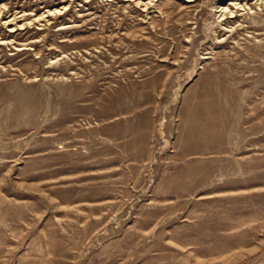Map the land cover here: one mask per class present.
<instances>
[{
	"label": "rangeland",
	"instance_id": "1",
	"mask_svg": "<svg viewBox=\"0 0 264 264\" xmlns=\"http://www.w3.org/2000/svg\"><path fill=\"white\" fill-rule=\"evenodd\" d=\"M136 1L0 0V264H264V0Z\"/></svg>",
	"mask_w": 264,
	"mask_h": 264
},
{
	"label": "bare ground",
	"instance_id": "2",
	"mask_svg": "<svg viewBox=\"0 0 264 264\" xmlns=\"http://www.w3.org/2000/svg\"><path fill=\"white\" fill-rule=\"evenodd\" d=\"M138 4H140L141 6H143V7H147L148 6V4H149V2H147V3H143V1L142 0H137L136 1ZM231 4V6H233V8H235V9H237V11H236V13L238 12V11H242V7L243 6H245V5H239V2H237V1H234L233 3H230ZM229 9L228 8H226L225 9V11H224V13H229V12H226V11H228ZM230 11V14L231 13H235V10L233 11V12H231L232 10H229ZM235 15V14H234ZM25 16V15H24ZM16 17V16H15ZM22 17V16H21ZM236 17H237V15H236ZM16 18H18V17H16ZM16 18H14L13 20H11V22L12 21H16ZM23 19H25L24 17H22ZM39 17H36V18H29V17H27V19H30V20H28V22H31V21H33L34 19H38ZM22 20V19H21ZM26 20H24V22L22 23V24H20V27L22 26L23 27V25L24 24H26V22H25ZM15 24V23H14ZM17 26H19V24H15V27H17Z\"/></svg>",
	"mask_w": 264,
	"mask_h": 264
}]
</instances>
